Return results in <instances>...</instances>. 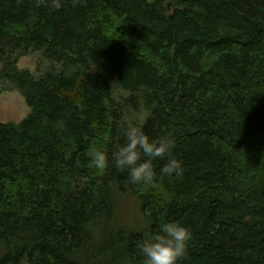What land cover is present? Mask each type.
<instances>
[{"label": "trees", "instance_id": "1", "mask_svg": "<svg viewBox=\"0 0 264 264\" xmlns=\"http://www.w3.org/2000/svg\"><path fill=\"white\" fill-rule=\"evenodd\" d=\"M3 83L30 113L0 122V264H141L145 232L111 227L128 191L149 234L191 230L180 264H264V0H0ZM131 110L182 176L92 166Z\"/></svg>", "mask_w": 264, "mask_h": 264}, {"label": "clouds", "instance_id": "2", "mask_svg": "<svg viewBox=\"0 0 264 264\" xmlns=\"http://www.w3.org/2000/svg\"><path fill=\"white\" fill-rule=\"evenodd\" d=\"M51 3L55 9L61 7V0H51ZM122 131L124 142L115 147L111 155L99 148L89 154L92 166L103 170L114 164L117 169L127 170L129 182L149 184L156 176L153 162L166 158L160 174L183 175L182 160L171 156L175 140L170 133L152 137L141 122L128 123ZM191 239V230L179 221L161 223L153 235L137 245L141 264H180L188 253Z\"/></svg>", "mask_w": 264, "mask_h": 264}, {"label": "rangeland", "instance_id": "3", "mask_svg": "<svg viewBox=\"0 0 264 264\" xmlns=\"http://www.w3.org/2000/svg\"><path fill=\"white\" fill-rule=\"evenodd\" d=\"M152 1V0H151ZM50 64L43 59L40 53H31L20 60L19 67L23 70H30L35 74H39ZM0 121L20 122L30 113L22 95L16 90H11V87L6 84H0ZM124 97L127 96L123 93ZM146 117L145 112H128V117H125L126 125L128 123L143 122ZM125 193L116 192L114 203V217L111 223L113 230L123 229L129 232H145V240L148 239L151 222L142 211L141 201L138 202L135 198Z\"/></svg>", "mask_w": 264, "mask_h": 264}, {"label": "bare ground", "instance_id": "4", "mask_svg": "<svg viewBox=\"0 0 264 264\" xmlns=\"http://www.w3.org/2000/svg\"><path fill=\"white\" fill-rule=\"evenodd\" d=\"M123 37V36H122ZM0 122H4V121H0ZM6 122V121H5ZM121 144V143H120Z\"/></svg>", "mask_w": 264, "mask_h": 264}]
</instances>
